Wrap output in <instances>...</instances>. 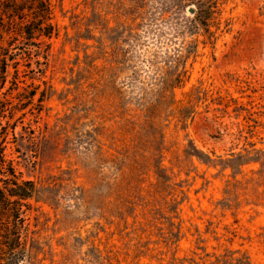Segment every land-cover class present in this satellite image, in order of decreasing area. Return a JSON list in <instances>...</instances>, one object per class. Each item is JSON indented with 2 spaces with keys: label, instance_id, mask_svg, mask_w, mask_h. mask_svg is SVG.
<instances>
[{
  "label": "rangeland",
  "instance_id": "rangeland-1",
  "mask_svg": "<svg viewBox=\"0 0 264 264\" xmlns=\"http://www.w3.org/2000/svg\"><path fill=\"white\" fill-rule=\"evenodd\" d=\"M51 6V39L0 42L16 264H264V0Z\"/></svg>",
  "mask_w": 264,
  "mask_h": 264
},
{
  "label": "trees",
  "instance_id": "trees-1",
  "mask_svg": "<svg viewBox=\"0 0 264 264\" xmlns=\"http://www.w3.org/2000/svg\"><path fill=\"white\" fill-rule=\"evenodd\" d=\"M28 16H31L32 20L23 23V20ZM210 17L211 7L207 2H203L196 11V18L191 21V29L196 30L200 26L207 28ZM17 21L22 24L18 33L15 30ZM51 21V0H0V42L5 34L10 36L11 42L18 41L20 37L26 40L51 39L53 35H56L55 26ZM0 50L5 52L1 45ZM7 53L9 51L1 54L0 57V91L5 88L7 83L8 61L13 60V57ZM243 157L244 155L239 153L233 155L232 160L240 161ZM207 159L210 158L207 157ZM5 165L4 150L0 143V175L3 177L0 179V264H16L23 261L26 253L23 235H27L28 226L22 217L24 214L22 212L23 202L33 197L35 186L31 182L20 184L13 166L8 164L4 168ZM228 167L234 169L230 164Z\"/></svg>",
  "mask_w": 264,
  "mask_h": 264
},
{
  "label": "water",
  "instance_id": "water-1",
  "mask_svg": "<svg viewBox=\"0 0 264 264\" xmlns=\"http://www.w3.org/2000/svg\"><path fill=\"white\" fill-rule=\"evenodd\" d=\"M189 13L190 14H194L195 13V10L194 9H189Z\"/></svg>",
  "mask_w": 264,
  "mask_h": 264
}]
</instances>
